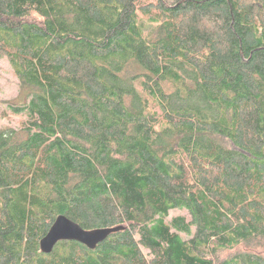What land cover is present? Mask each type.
<instances>
[{"label": "trees", "instance_id": "16d2710c", "mask_svg": "<svg viewBox=\"0 0 264 264\" xmlns=\"http://www.w3.org/2000/svg\"><path fill=\"white\" fill-rule=\"evenodd\" d=\"M4 57L0 264H264V0H0Z\"/></svg>", "mask_w": 264, "mask_h": 264}, {"label": "rangeland", "instance_id": "374dc122", "mask_svg": "<svg viewBox=\"0 0 264 264\" xmlns=\"http://www.w3.org/2000/svg\"><path fill=\"white\" fill-rule=\"evenodd\" d=\"M27 101L26 90L23 89L16 77L13 68L6 57L0 59V127L10 125L17 127L22 116L11 113L10 107L19 105ZM185 210L173 209L170 210L166 221H170L172 217L184 215ZM254 250L259 252L260 249L253 244L242 243L229 250L219 252L220 259L229 258L239 252Z\"/></svg>", "mask_w": 264, "mask_h": 264}, {"label": "water", "instance_id": "95a60500", "mask_svg": "<svg viewBox=\"0 0 264 264\" xmlns=\"http://www.w3.org/2000/svg\"><path fill=\"white\" fill-rule=\"evenodd\" d=\"M124 228V225H114L86 229L66 215L59 214L39 240V249L43 253H50L56 243L63 240H74L89 249H95L109 235Z\"/></svg>", "mask_w": 264, "mask_h": 264}]
</instances>
